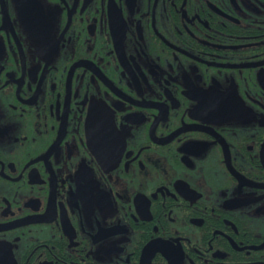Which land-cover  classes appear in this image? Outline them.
Segmentation results:
<instances>
[{
  "label": "flooded vegetation",
  "instance_id": "obj_1",
  "mask_svg": "<svg viewBox=\"0 0 264 264\" xmlns=\"http://www.w3.org/2000/svg\"><path fill=\"white\" fill-rule=\"evenodd\" d=\"M0 264H264V0H0Z\"/></svg>",
  "mask_w": 264,
  "mask_h": 264
}]
</instances>
